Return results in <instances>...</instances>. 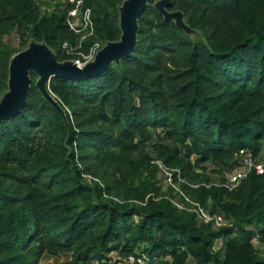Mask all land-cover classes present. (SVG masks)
Instances as JSON below:
<instances>
[{
  "label": "trees",
  "instance_id": "obj_1",
  "mask_svg": "<svg viewBox=\"0 0 264 264\" xmlns=\"http://www.w3.org/2000/svg\"><path fill=\"white\" fill-rule=\"evenodd\" d=\"M123 1L84 0L95 36L66 52L63 43L77 44L69 3L0 0V98L11 56L30 41L58 61L117 41ZM165 10L179 12L186 30L147 2L130 54L92 77L49 79L63 117L29 72L23 107L0 121V264L64 252L88 264L135 251L147 264H264V174L251 169L231 190L200 183L230 169L238 149L256 159L264 137V0H169ZM149 129L160 130L151 144L173 181L177 170L199 182L182 193L228 225L211 228L176 208L187 204L180 193L160 194L141 149ZM91 152L99 164L86 163ZM84 172L100 182L83 181Z\"/></svg>",
  "mask_w": 264,
  "mask_h": 264
},
{
  "label": "water",
  "instance_id": "obj_2",
  "mask_svg": "<svg viewBox=\"0 0 264 264\" xmlns=\"http://www.w3.org/2000/svg\"><path fill=\"white\" fill-rule=\"evenodd\" d=\"M147 1L149 0H124L118 8L119 39L106 42L96 51L94 57L84 64L71 60L58 61L43 43L34 41H30L24 50L12 55L7 68V91L0 98V121L15 115L23 107L30 71L38 75L35 82L38 91L63 117V112L53 98V94L48 91L49 79L53 76L71 80L92 77L100 73L111 62L116 63L118 59L130 54L135 45L136 17ZM168 1L156 0L155 9L163 15L164 19H172L176 26L183 28L180 13L165 10Z\"/></svg>",
  "mask_w": 264,
  "mask_h": 264
},
{
  "label": "built area",
  "instance_id": "obj_3",
  "mask_svg": "<svg viewBox=\"0 0 264 264\" xmlns=\"http://www.w3.org/2000/svg\"><path fill=\"white\" fill-rule=\"evenodd\" d=\"M70 4V8L67 9L65 15V21L67 27L74 33L81 31L82 29L91 30V19L89 9L83 6L84 0H64ZM80 41L75 47H70L68 43H63L62 46L66 49V52H71L74 48L79 47ZM91 47L86 54H82V61H74L78 64H84L90 61L93 56L91 55ZM236 154L235 166L231 172H226L223 177V181L219 184L225 187L227 190H231L235 187L250 171L253 169L255 173L264 174V163L257 161L250 150L246 148L238 149ZM157 168L164 174L165 181L168 185L172 186L173 175L172 171L166 168L163 163L159 160L154 161ZM174 176L179 178L177 170H174ZM184 201L173 202L177 209H183L192 212L196 218L203 224H208L211 228H217L220 226L228 225L229 221L226 220L220 213H210L208 210L203 208L197 201L191 200L182 192H179ZM148 257L146 254L135 251L134 253L128 254L121 258L108 259L107 261H100L96 264H147Z\"/></svg>",
  "mask_w": 264,
  "mask_h": 264
},
{
  "label": "rangeland",
  "instance_id": "obj_4",
  "mask_svg": "<svg viewBox=\"0 0 264 264\" xmlns=\"http://www.w3.org/2000/svg\"><path fill=\"white\" fill-rule=\"evenodd\" d=\"M61 2H63L64 0H60ZM156 0H149L147 1L148 3H151L154 5ZM85 6V5H84ZM86 8L89 9V14H90V19H91V30L89 29H82L79 32H76L75 34L77 35V43L78 41H83L84 39L90 38V37H94L95 33H94V28H93V22H92V18H91V12H90V8L88 6H85ZM47 10L50 9L46 8ZM185 30L186 28L183 27ZM8 40L10 41V43L12 45H16L17 44V36L14 33H11L10 35H8ZM103 45H100L98 42H93L92 43V47H91V55L94 57L95 53L97 50H99ZM38 77V75H36ZM37 78L35 79L36 82ZM46 85V84H45ZM46 87V86H45ZM54 98V96H53ZM55 99V98H54ZM149 133L148 138L146 140H144V142L141 144V149L143 150L144 153L147 154L148 156V164L150 166H154V161L159 160L161 161L158 157H156V154L154 152L153 146H152V142L157 141V135H160V130L159 129H155L154 131H152L151 129L148 130ZM258 151L255 154L256 156V160L264 163V137L258 140ZM91 151V150H89ZM91 156H92V162L91 161H87V164L93 165L95 163H100L101 161V156L100 155H96L97 153L95 152H91ZM205 165H209V163H205ZM82 166V165H81ZM235 164L232 165V167L228 170L223 171L222 174L220 173H207L208 176L210 177V179L208 180L207 183L205 182H200L201 184H205L206 186H213V185H219V183L221 182L220 179H223V176L226 172H231V170L234 168ZM83 167V166H82ZM209 169H212L211 166H208ZM216 169V167H213ZM83 181L87 182V183H92L90 181H99L97 177H94L92 175H90V173L88 172H84L81 174ZM100 182V181H99ZM154 182L156 187L159 189L160 194L168 196L169 194L173 196L174 198V192L179 193V192H183L181 191V185L183 183L188 184L190 186H196L197 183L195 184L190 183L187 181L186 178L184 177H179L176 178L173 183L172 186L168 185L167 182L165 181V176L164 174L157 168V166L155 167V175H154ZM174 191V192H173ZM184 193V192H183ZM151 195V193H150ZM169 195V196H170ZM179 195V194H178ZM172 198V197H171ZM207 210V209H206ZM254 245H256V243L254 242ZM257 246V245H256ZM214 247L216 248L217 246L214 245ZM259 251L261 252L263 250L262 247H258ZM109 259H113V258H119L114 252L109 253ZM168 259V258H165ZM95 260V259H94ZM94 260H90L88 264H96L99 261H94ZM39 264H82L80 262L76 263L73 262L72 257H71V252H64V253H60L57 256L54 257H49V258H42L39 260Z\"/></svg>",
  "mask_w": 264,
  "mask_h": 264
}]
</instances>
